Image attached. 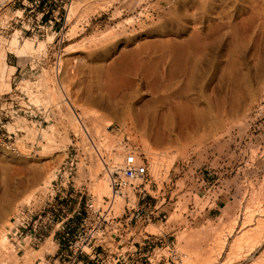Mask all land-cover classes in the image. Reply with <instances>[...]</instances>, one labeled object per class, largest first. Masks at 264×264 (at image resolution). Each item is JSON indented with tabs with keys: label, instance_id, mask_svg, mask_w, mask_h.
Wrapping results in <instances>:
<instances>
[{
	"label": "rangeland",
	"instance_id": "1",
	"mask_svg": "<svg viewBox=\"0 0 264 264\" xmlns=\"http://www.w3.org/2000/svg\"><path fill=\"white\" fill-rule=\"evenodd\" d=\"M4 1L5 5L0 6V39L7 41L17 30L22 31L16 16H22L19 13L23 0ZM76 1L82 4L74 19L68 17L70 41L61 52L58 39L52 34L58 25L48 33L22 31L21 43L34 38L37 46L50 36L55 41L41 54L19 58L20 62L29 63L26 75L12 77L11 92L0 94V135H12L9 143L23 154L18 158L5 149L6 154L0 151L2 233L9 231L22 207L38 210L54 197L55 205L61 207L56 221L71 217L67 222L72 227L70 237L64 241L62 229L58 231L55 226V236L45 234L34 246L29 239L19 242L17 247L9 241L13 257L4 258L1 264H35L44 254H53L59 244L66 247L80 227L86 202L93 198L97 205H102L105 198L112 196L109 189L110 194L99 199L97 184L101 180L106 182L108 175L88 138L81 133L80 125L70 126L71 112L61 104L66 95L74 104V117H81L97 146H103L105 141L114 145L129 137L159 174L157 186L152 185L149 192L159 204L163 203L168 222L163 224L159 220L143 229L154 235L163 233L165 237L164 246L159 245L161 251L151 263L182 264L179 258L172 262L174 250L178 257L187 256V264H202L215 248L213 239L221 236L228 244L216 262L225 264L245 213L256 211L257 221L258 210L264 207V118L257 122L258 126L263 125L260 130L247 131L255 114L264 116V0H154L152 14L137 22L132 21L135 0ZM105 36L108 39H100ZM3 48L7 50V46ZM7 56L17 58L8 53ZM57 64L61 68L59 75ZM169 82L176 88L168 90ZM178 89L196 103L195 121L193 126L183 129V136L175 124L153 120L164 112L160 100ZM34 96L44 101L51 98L48 110L55 116L33 103ZM57 103L61 107H56ZM49 126L59 131L55 130L59 134H55L56 144L50 147L47 142L29 139V131L23 128L40 133ZM103 129L107 135L102 134ZM235 149L242 150L241 156H249L251 162H226ZM239 151L232 158L236 159ZM215 157L213 166L220 169V182L234 199L223 204L227 208L217 214L206 212L196 220L192 205L196 207L198 198L193 174L196 167H206ZM94 165L98 167L96 173L92 170ZM232 168L235 170L231 174ZM44 184L48 191L43 190ZM107 185L110 188L109 181ZM32 193L35 198L23 203ZM127 195L135 199L131 191ZM62 197L64 200H60ZM125 205V198L116 199L118 215L124 214ZM235 221V230L229 235L226 227ZM200 229L208 230L209 235L203 237V242H196V231ZM130 236L120 241L109 237L107 247L124 253ZM50 237L54 240L47 241ZM244 250L239 256L233 255L228 264H254L255 259L264 255V242L248 258L243 256ZM159 256L164 258L161 262Z\"/></svg>",
	"mask_w": 264,
	"mask_h": 264
},
{
	"label": "built area",
	"instance_id": "2",
	"mask_svg": "<svg viewBox=\"0 0 264 264\" xmlns=\"http://www.w3.org/2000/svg\"><path fill=\"white\" fill-rule=\"evenodd\" d=\"M73 2L74 0H23L22 16H16L18 19L17 23H21V30L25 33H33L36 30L39 33H48L52 32L56 25H58L57 29L59 31L56 29L52 34L55 35V39H58L57 46L61 52L65 43L70 41L68 37V14ZM153 2L154 0H139L133 12L132 21L137 22L151 15ZM38 9L40 11L36 13ZM25 13H27L26 17H24ZM22 31L20 32L21 34L23 33ZM40 37L43 38L44 35ZM58 67L57 64V75L60 74ZM263 118L264 116H261L260 113L255 114L248 124L249 128L247 131L253 130V132H256L257 129L260 130L263 125L259 124L258 126L257 122L259 119L262 121ZM11 139L12 135L9 137L0 135V146H4L2 148L12 147L9 151L19 158L23 154L17 147H14L15 144L9 143ZM122 146L125 148V153L120 167L112 171V167L109 168V165L106 164L105 168L111 179L113 197L105 198L102 205H97L93 198H90L86 202L85 215L81 219L80 227L73 235V238L67 241L66 247L71 261L69 264H79L77 259L83 255L94 260L96 262L95 264H103L102 260L96 257L95 250H103L104 245L107 243L106 240L109 237L120 241L123 238L124 229L128 231L129 235H132L129 238L131 240L136 235L137 228H139L141 234L144 236L142 242H137L136 246L138 245L144 249L146 254L145 258L149 264H152L151 259L160 253L161 248H159V245L162 244L164 246L165 237L163 233L154 235L143 231V229L145 230L149 226L158 223L159 220L163 224H167L168 222L167 212L162 209L163 203L159 204L157 199L149 192L152 185L157 186L158 184L154 179L149 158L129 137L123 138ZM239 149H235L225 161L239 165L245 164V162L250 163L251 158L247 155L241 156L243 151H239ZM238 151L239 156L236 159L232 158ZM113 153H116V150ZM97 155L102 163L107 161V156ZM216 159L217 157L213 158L204 168L196 167V171L193 174L195 176L196 196L198 198L196 207L192 205L193 212H196V220L201 218L206 212L210 213L219 206L227 202H232L234 199L230 191L225 189L224 184L220 182V169L213 166ZM73 165L74 162L71 163V166ZM231 170L232 174L235 168ZM70 175L71 173L67 179H69ZM62 188L66 189L63 186ZM128 190L136 196V200L132 201V199L127 198L126 205L123 208L124 214L120 216L114 209L115 198L117 196H123L124 192ZM54 199L53 197L52 200L47 202L46 206L38 210L30 206L22 207L17 213L12 227L9 228L6 238L12 241L16 247L19 246V242H24L25 239H29L30 242H34V245H37L43 240L45 234L55 236L57 230L54 231V227L57 226L59 227L58 231H60V228L63 231V240L66 241L67 238L69 239V233L72 227L67 222L71 217L65 221H59L58 219L56 221L61 207L55 205ZM148 199H151V201ZM60 200H64V198L62 197ZM78 215L80 214L78 213ZM129 253H119V255L114 257L113 264H120L124 260V255ZM135 253L139 254L140 252ZM172 253V262L174 259L179 260L174 250ZM159 257L161 258V262L164 258L162 256Z\"/></svg>",
	"mask_w": 264,
	"mask_h": 264
},
{
	"label": "bare ground",
	"instance_id": "3",
	"mask_svg": "<svg viewBox=\"0 0 264 264\" xmlns=\"http://www.w3.org/2000/svg\"><path fill=\"white\" fill-rule=\"evenodd\" d=\"M135 1H136V4L139 3V0H135ZM4 3H5L4 0L1 1L0 2V6L5 5ZM73 3H74V7L71 6L70 11H69V14H68V17H70V18H73V17L77 16L76 14L79 12L80 5L82 4L80 1H76V2H73ZM107 4H108V2H107ZM68 20H70V19H68ZM19 35H20V32L19 31H16L13 34V36L11 37L10 40H7L6 41L5 39H2V38L0 39V94L1 95L4 92H11L12 86H11V83L9 81L12 79V76L15 74V72L17 70L16 68L8 67L6 65V56H7V53L12 54V55H14V56H16L18 58H27V57H31V56L33 57V56H35L37 54H41V53L45 52L46 49H47V47H48V45L50 43H52L53 40H54V37L50 36L47 41H45V42H39L38 45L36 46L35 40L26 39V40H24V42H23L22 45H19ZM72 35H74V34L72 33ZM106 38L108 39V37H106V36L105 37H101L100 39L103 40V39H106ZM98 39H99V37H98ZM4 46H7V50H4V48H3ZM67 49H71V48L69 47ZM44 83L46 85V82H44ZM173 84L174 83H170V82L167 83L166 84V88L168 90L171 89V88H176V85L173 86ZM179 89L176 90V91H173L171 94L163 97L162 100H160V109L162 108L163 109L162 111H164V112L160 116L154 117L153 120H154V122L157 123V122L160 121L159 119H162V120H165L166 122H168L171 125L175 124V126H177L179 128V135L183 136L182 135L183 129L184 128H187L189 126H193V123L195 121L194 118L196 117V103L192 102L187 97L185 98L182 95V91L179 92ZM48 93H49V91H48ZM48 93H46V94H48ZM62 93H64V95H65V91L63 92V90H62ZM62 93H60V96L61 97H63L62 96ZM47 97H49V96H47ZM50 99H46V101H44L42 99L43 100L42 101L40 96H36V97L34 96V99H33L34 102L33 103L37 104L38 106H43L45 110L47 109L46 112L48 114V112L50 111V110H48L49 107H50L49 106L50 105V101H51ZM59 104L60 103H57L56 107ZM61 104L64 105V107H65L64 109H66V107H67V110L69 109L68 111L71 112V113H68L69 114L68 119H69L70 126L72 128L79 127V126H76L77 123H78L80 125V128H81V133H83V135L86 136V138H88V140H90L89 142H90V144L92 146L91 148L94 149L95 154H99L101 156L105 155V156H107V159H109L105 163H102L100 161V159H99V162L102 163V165L104 166L103 168H106V164L109 165V168L112 167L111 168L112 171L114 169L116 170V168L120 167V165L122 163L123 155L125 153V148L122 146V140L123 139L122 140H117V142H115L116 144H114V145H109L108 142L105 141L106 143H104L103 146H97L96 143H95V141L92 139L91 132H89V129L84 125L81 117L80 118H79V116L76 117V115L74 117V114H75V113H73L74 104L70 101V99L67 97V95H66L65 101L63 100L61 102ZM61 104H60V107H61ZM155 108L157 109V107H155ZM68 114H67V116H68ZM155 114H157V113H155ZM49 115L50 116L51 115H54L55 116V113L52 111V112H49ZM23 128H25V129H27L29 131V134H28V138L29 139H31V140H37L38 139V140H41L43 142H47V144H49V147L53 143L56 142L55 134L57 132H59L56 129H54V126H49L48 129L42 130V132H40V133H38L37 131H35L33 128H30V127H23ZM76 131H79V129H77ZM99 131H102V130H99ZM98 133L99 132L97 130L95 134L98 135ZM103 133L106 134V132L104 131V129H103L102 134ZM57 134H59V133H57ZM99 135H101V134H99ZM106 135H105V137L107 138ZM66 139L67 138L64 137V140L65 141H67ZM64 140H63V142H65ZM160 141L161 140L158 139V142H160ZM61 143H62V141H61ZM2 147H4V146H2ZM2 147L0 146V151L3 152V154H6L12 148V147H9V146L8 147H5V148H2ZM4 149L6 150V153H5V151H3ZM46 149H47V147H46ZM114 150H116V153H113ZM95 157L97 159L99 158L98 155H95ZM173 160H174V158H172V161ZM157 167H158V169H160L161 168L160 164H158ZM92 170L96 173V172H98V167L96 165H94V167H93ZM151 170H152V172L154 174L155 181L159 182V180H160L159 174L158 173H155L154 172L155 170L153 171L152 165H151ZM106 173H107V171H106ZM107 175H108V173H107ZM51 178H54V181H55V176L54 175ZM107 178H109V180ZM106 180H107L106 181L107 183L105 181H102L101 180V182L97 184V191H98L97 193L99 195V199L102 196H108L110 194L109 189H111V192H112L111 182H110L111 179H110V177L109 176L106 177ZM108 181H109L110 188L107 185L108 184ZM51 183H53V182H51ZM47 189H49V188H47ZM225 189H226V186H225ZM43 190H46V184H44ZM46 191H48V190H46ZM129 191L130 190L124 192V195L123 196H117L115 198V202H116V199L117 198H120V199H122V198H125V199L130 198V199L133 200V198H131L130 195H127V193ZM111 197H113V193H112V196ZM134 197H135L134 200H136V196L135 195H134ZM33 198H35V194L32 193L29 196L28 199H25L23 201V203H27L28 204V203H30V201ZM115 202H114V209H115ZM251 209H252V207H251ZM254 213H256V211L255 212L254 211H251V212H246L245 213V218H244V221L242 223V227H240L241 228V231L239 232V235L237 236V238L230 245V249H229L230 253H229V256H228L229 261L226 262L225 264H228L230 262V260H232L231 257L233 255L236 254L237 256H239V254L242 253V251L244 249L246 250V251L244 250V252H245L244 254H246V255H243V256H245L246 258H248L249 256H251V254H253V252H255V250L257 248L261 247V245L263 244V242H264V207L263 208H260V210H258V213H259L258 216H259V218H258L257 221H255L256 220L255 219L256 216L254 215ZM236 225H237V222L235 221L234 223H232L231 225H229V226L226 227V230H228L229 235H231L234 232ZM2 230H3V224L0 223V234H1V238H0V264L5 262L3 260L4 258L6 259L7 257H9L11 259L13 257V254L11 253L12 251H9V248L10 247L8 248L9 240L6 238L8 232L2 233ZM197 231H196V236L198 237V239H197L196 242H203L204 241V238L203 237L205 236V238H206L209 235V234H207V231L208 230L200 229V231H198L200 233L199 235H198ZM210 231H211V229H210ZM206 234H207V236H206ZM199 236H201L202 238H199ZM212 243H214L213 245H214L215 248L214 249H211L208 252L209 253L208 254L209 257L206 258L204 261H202V264H217V262H216L217 257H219V255L224 251L225 247L228 244L227 243V239H223V238H221V236H218L215 239H213ZM47 247H50V245L48 244ZM47 249H50V248H47ZM182 256H184V254L179 256L180 262L182 264H187V262H188L187 256L186 255H185V257H182ZM262 256H263L262 258L264 259V255H262ZM234 257H236V256H234ZM262 258H259V259H262ZM259 259H255L254 264H257L258 263L257 260H259ZM263 259L260 260V261H263L264 262ZM263 262H261V264H263ZM13 264H15V263H13Z\"/></svg>",
	"mask_w": 264,
	"mask_h": 264
},
{
	"label": "crops",
	"instance_id": "4",
	"mask_svg": "<svg viewBox=\"0 0 264 264\" xmlns=\"http://www.w3.org/2000/svg\"><path fill=\"white\" fill-rule=\"evenodd\" d=\"M21 13H19L20 15ZM18 31V30H17ZM21 33L19 35V39H20ZM37 38V37H35ZM26 39H32L34 40V38H26ZM24 39V40H26ZM38 39V38H37ZM24 42V41H23ZM23 43L20 42L19 40V45H22ZM9 54V53H8ZM12 55V54H10ZM7 63H8V67H13L16 68V72L12 77H17V76H25L26 72L25 69L28 67L27 65H29V63H23L19 61V58H9V56H7ZM25 64V65H23ZM32 70V67H31ZM12 80V79H11ZM10 80V81H11ZM227 208V205H221L218 208H216L214 211L215 214H217L218 212L224 210ZM209 213V215H211V213ZM208 215V216H209ZM137 233L136 235L133 237V239L131 240H127L125 247L126 249H128L126 252H130L129 254H122L124 255V260L120 263V264H149L148 260L145 258L146 254L145 251L142 247L136 246L137 242H142V238L141 237V232L139 230V228H137ZM124 235H123V239L125 237H128V231L126 229L123 230ZM140 233V234H139ZM49 239H53L54 237H50L47 239V241ZM26 241V239H25ZM46 241V243H47ZM32 245L34 246V242H31ZM46 243L43 245L42 249L45 247ZM64 249V250H62ZM134 252H140L139 254H134ZM95 255L96 257H98V259L102 260L103 264H113V260L114 257L119 255V252H114L112 249L107 247V243L104 245L103 250H95ZM77 262H79V264H95L96 262H94V260H91V258H89L86 255L83 256H79V258L77 259ZM69 264L71 263L70 261V255L69 252L67 250V247H65V244H59L57 246V249L55 250V252L53 254H44L43 258H38L35 261V264Z\"/></svg>",
	"mask_w": 264,
	"mask_h": 264
}]
</instances>
